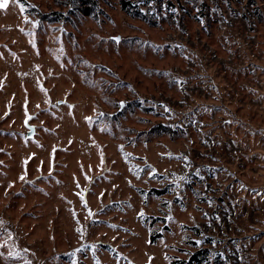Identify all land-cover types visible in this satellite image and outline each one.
Instances as JSON below:
<instances>
[{
  "label": "rangeland",
  "instance_id": "374dc122",
  "mask_svg": "<svg viewBox=\"0 0 264 264\" xmlns=\"http://www.w3.org/2000/svg\"><path fill=\"white\" fill-rule=\"evenodd\" d=\"M120 1L0 9V264H264V0Z\"/></svg>",
  "mask_w": 264,
  "mask_h": 264
},
{
  "label": "trees",
  "instance_id": "16d2710c",
  "mask_svg": "<svg viewBox=\"0 0 264 264\" xmlns=\"http://www.w3.org/2000/svg\"><path fill=\"white\" fill-rule=\"evenodd\" d=\"M80 1V4L83 6L84 4H95L97 3V0H78ZM120 4L122 6V8L129 12L130 14H141V10H140V6L137 4H134L132 1L130 0H121ZM85 8L84 13L85 14H90L91 11V7H89V5L84 6ZM152 239L154 238L153 236L151 237ZM209 256V249L208 247H202L197 249L196 251H194L193 253H191V255L189 256L188 260H182V261H177V260H173L171 263L172 264H196V263H201L203 261V258H208Z\"/></svg>",
  "mask_w": 264,
  "mask_h": 264
},
{
  "label": "snow or ice",
  "instance_id": "6c2138e0",
  "mask_svg": "<svg viewBox=\"0 0 264 264\" xmlns=\"http://www.w3.org/2000/svg\"><path fill=\"white\" fill-rule=\"evenodd\" d=\"M16 3L18 4L21 12L25 11L24 5L22 3H20L19 0H16ZM8 5H9V0H0V9L7 8ZM25 22H28L27 18H25ZM87 119L89 120V122H91V118L90 117H88ZM21 179H24V177L22 176ZM81 199H83V197H81ZM84 206L87 207V204L85 203ZM91 215H93V213H91L89 211V216H91ZM141 215H143V213H141ZM92 247L95 248L94 245ZM73 264H75V262H73Z\"/></svg>",
  "mask_w": 264,
  "mask_h": 264
},
{
  "label": "water",
  "instance_id": "95a60500",
  "mask_svg": "<svg viewBox=\"0 0 264 264\" xmlns=\"http://www.w3.org/2000/svg\"><path fill=\"white\" fill-rule=\"evenodd\" d=\"M31 130H33V126H32V129ZM29 136H32V131L31 132H29Z\"/></svg>",
  "mask_w": 264,
  "mask_h": 264
}]
</instances>
